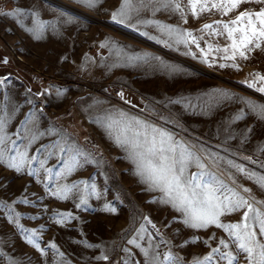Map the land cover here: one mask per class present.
Masks as SVG:
<instances>
[{
    "label": "rangeland",
    "instance_id": "1",
    "mask_svg": "<svg viewBox=\"0 0 264 264\" xmlns=\"http://www.w3.org/2000/svg\"><path fill=\"white\" fill-rule=\"evenodd\" d=\"M180 2L184 19L178 12H153L149 7L133 14L129 23L135 27H128L111 20L121 0H101L95 8L76 0H0V58L7 60L0 59V80L4 81L0 84V116L6 119L9 140L17 139L20 130L26 137L17 140L23 151L29 130L46 133L28 148L29 156L44 159L48 151H56L50 146L67 134L91 154L90 159L99 161L52 179L42 170L30 176L27 170L17 172L0 164V203L11 205V211L0 208V264H146L142 249L151 254L153 245H159L156 251L161 254L170 247L185 264H192L217 247L221 238L228 239L227 233L215 226L188 228L170 205L152 202L159 194L145 190L126 153L97 122L106 112L122 110L138 116L170 129L178 139L206 154H217L219 167L214 170L224 174L225 180L230 173L237 184L251 189L257 201H264V190L227 163L231 160L246 172L264 175V120L250 113L241 99L264 104V93L257 90L262 85L250 75H264V44L247 59H225L231 55L223 52L231 44L226 34L199 31L204 24L230 21L240 11H258L262 5L253 0L226 15L212 9L197 17L188 0ZM9 12L17 14L5 15ZM61 13L71 16L72 22L64 23ZM150 20L171 25L175 31L170 36L159 25L145 22ZM36 21L50 22L39 39L28 31ZM187 32L198 38L200 48L191 43ZM209 44L212 50L205 62L200 49L207 52ZM145 54L146 60L128 59ZM161 61L175 70L163 67ZM253 82L256 87H249ZM242 110L243 118L235 119ZM49 129L51 134H47ZM41 145L49 147L38 154ZM7 146L12 147L10 142ZM58 156L53 155L45 165L53 168V173L63 167L57 164ZM32 166L39 167L35 162ZM81 180L94 184L99 194H86L87 205L76 207L81 194L77 189L67 199L51 194L59 186ZM77 187L83 190L84 186ZM24 198L31 203H21ZM105 205L115 211L105 210ZM256 207L264 212V205ZM16 213L28 232L16 226ZM58 213L72 215L65 218ZM242 215L243 210L222 217V221L237 222ZM29 234L43 253L27 242ZM213 236L215 239H209ZM193 237L200 240L184 243ZM133 239L140 247L129 243ZM232 249L230 244L222 251ZM103 255L108 259H97ZM210 264L227 261L214 257ZM240 264H246L243 255Z\"/></svg>",
    "mask_w": 264,
    "mask_h": 264
},
{
    "label": "snow or ice",
    "instance_id": "2",
    "mask_svg": "<svg viewBox=\"0 0 264 264\" xmlns=\"http://www.w3.org/2000/svg\"><path fill=\"white\" fill-rule=\"evenodd\" d=\"M77 3L88 7L95 8L101 3V0H76ZM253 0H188L190 10L194 16H199L204 12L215 9L220 14L226 15L233 10L239 9L244 3H251ZM256 3L262 5L258 11H240L235 19L230 21L217 20L211 24H204L199 30L208 35H225L231 41L230 46L223 48L224 53L231 52L230 56L225 59L236 60L237 57L247 59L248 54L254 49H261L264 44V0H255ZM197 6H199L197 10ZM151 7L153 12L161 10H170L181 14L184 19V11L180 0H121L120 6L111 13V20L114 23L135 27L130 24L133 14H138L142 9ZM19 11V10H17ZM15 12L5 13V15H16ZM33 15H36L33 13ZM65 17L64 23L72 22V17L66 13H61ZM153 25H159L168 35H172L175 31L171 25H162L159 21H145ZM50 22L36 21L34 27L28 31L40 38L44 27ZM187 37L191 43L200 48L199 40L193 36L191 32H187ZM180 35V33H177ZM203 37H201L202 39ZM181 42L187 43V40ZM103 46V45H101ZM212 50V45H208V51L200 49L204 54L205 62H207L208 54ZM219 51V49H217ZM148 54L144 56H130L129 60H146ZM7 63L6 58H0ZM153 59L159 60L158 57ZM161 65L169 70H175L172 66L165 65L161 61ZM226 65L221 64L220 67ZM233 67H239L233 64ZM254 75L260 81L261 85L257 90L264 93V75L259 73ZM4 81L0 80V84ZM249 87H256L255 82L249 83ZM123 98V93H120ZM244 100L250 113L257 116L258 119L264 120V104H257L252 100L241 98ZM179 101H173L178 103ZM243 110L235 119L243 118ZM27 119L21 121L22 125L27 124ZM164 119V118H162ZM97 122L105 128L108 135L113 138L114 143L120 147L125 153V158L133 165V173L139 178V181L146 185V191L155 192L159 195L154 197L152 202H158L164 205H170L178 214L182 223L191 229H208L210 226L223 229L227 233L228 239L221 238L218 246L212 248L211 251L203 257V259H195L192 264H210L214 257L218 261H227V264H240V257L243 255L246 264H264V212H261L256 205H264V201H257L251 196V189L237 184L235 178L229 173L228 179H224V174L218 173L214 169H218L217 154L204 153L203 149H198L196 145L177 138V134L170 129L161 125L152 123L138 116L130 115L122 110L115 112H106L103 117L98 118ZM6 119L0 116V164H5L8 168L17 172L27 170L30 176H37L42 170L49 174V178H58L65 174H71L78 167L84 164L99 163L95 159H90V153H86L75 143L74 140L63 134L61 139L55 141L50 147L56 151H48L44 159H40L39 155H28V148L31 147L40 137L46 133L29 130L28 144L25 145L23 151L19 150L17 140H23L26 137L17 133V139L9 140L5 132ZM49 129L47 134L52 133ZM11 143L12 147L7 145ZM49 146L41 145L36 149L38 154H43ZM261 150H264L262 148ZM57 164L62 165L60 172L53 173V168H47L45 165L48 159L53 155H57ZM246 159H251L247 157ZM35 162L39 167H33ZM229 166L234 167L238 172L243 173L250 180L264 190V175L255 172H246L242 165H237L233 161H227ZM195 169V171H193ZM77 185H83V190L78 189ZM89 188L91 192H88ZM73 189L80 192V203L76 207L87 205L86 194H96L95 185H89L88 181L81 180L71 185L59 186L57 191L52 192L54 196L61 199H67ZM247 194V195H246ZM251 199V202H250ZM21 203H31L28 199L20 200ZM16 201H13L15 204ZM0 208H6L11 211V205L0 203ZM105 210L115 211L105 205ZM243 210L241 219L237 222L224 223L222 217L231 213ZM19 213L15 214L14 222L16 226L25 232L29 230L23 229V225L19 223ZM62 217H71V213H58ZM12 219V217H10ZM147 220L148 218L145 217ZM63 223V220L58 221ZM148 223L151 224L149 220ZM155 228V225H152ZM141 231H144L143 226ZM35 233V230H31ZM27 242L33 244L42 253L44 249L35 243L32 234L27 237ZM209 239H215V236ZM200 237H193L189 242H196ZM207 243V241H203ZM130 244H137L135 239L129 240ZM164 244L170 245V241H163ZM233 246L232 250L222 251V248L229 249V245ZM91 246V245H90ZM56 248L55 244L51 245ZM159 245H153V251L150 254L148 249H142L147 257L146 264H185V261L177 254L169 250L164 253L156 251ZM218 254V256H216ZM62 256L63 253H60ZM162 256V259H161ZM97 259L107 260L108 257L103 255Z\"/></svg>",
    "mask_w": 264,
    "mask_h": 264
},
{
    "label": "water",
    "instance_id": "3",
    "mask_svg": "<svg viewBox=\"0 0 264 264\" xmlns=\"http://www.w3.org/2000/svg\"><path fill=\"white\" fill-rule=\"evenodd\" d=\"M200 70H202L203 72L209 74V75H213V76H217L218 77V74L214 73L213 71H210V70H207V69H204V68H200Z\"/></svg>",
    "mask_w": 264,
    "mask_h": 264
}]
</instances>
